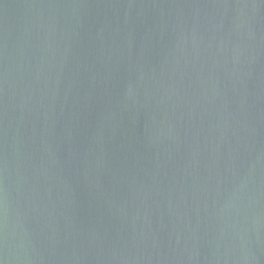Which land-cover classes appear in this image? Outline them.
Masks as SVG:
<instances>
[{"label":"water","instance_id":"obj_1","mask_svg":"<svg viewBox=\"0 0 264 264\" xmlns=\"http://www.w3.org/2000/svg\"><path fill=\"white\" fill-rule=\"evenodd\" d=\"M0 264H264V0H0Z\"/></svg>","mask_w":264,"mask_h":264}]
</instances>
